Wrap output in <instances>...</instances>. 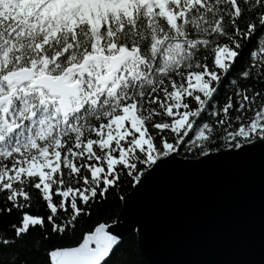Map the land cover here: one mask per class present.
<instances>
[{"label": "snow or ice", "instance_id": "obj_1", "mask_svg": "<svg viewBox=\"0 0 264 264\" xmlns=\"http://www.w3.org/2000/svg\"><path fill=\"white\" fill-rule=\"evenodd\" d=\"M221 165L264 182V0H0V264H158L152 193Z\"/></svg>", "mask_w": 264, "mask_h": 264}, {"label": "water", "instance_id": "obj_2", "mask_svg": "<svg viewBox=\"0 0 264 264\" xmlns=\"http://www.w3.org/2000/svg\"><path fill=\"white\" fill-rule=\"evenodd\" d=\"M150 208L143 246L158 264H259L264 257L257 170L221 165L173 175L154 190Z\"/></svg>", "mask_w": 264, "mask_h": 264}, {"label": "trees", "instance_id": "obj_3", "mask_svg": "<svg viewBox=\"0 0 264 264\" xmlns=\"http://www.w3.org/2000/svg\"><path fill=\"white\" fill-rule=\"evenodd\" d=\"M138 259H139V260H142L141 256H140V257H138Z\"/></svg>", "mask_w": 264, "mask_h": 264}]
</instances>
